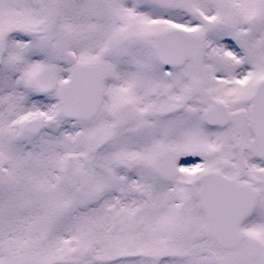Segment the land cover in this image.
<instances>
[{
    "label": "snow or ice",
    "instance_id": "obj_1",
    "mask_svg": "<svg viewBox=\"0 0 264 264\" xmlns=\"http://www.w3.org/2000/svg\"><path fill=\"white\" fill-rule=\"evenodd\" d=\"M0 264H264V0H0Z\"/></svg>",
    "mask_w": 264,
    "mask_h": 264
}]
</instances>
